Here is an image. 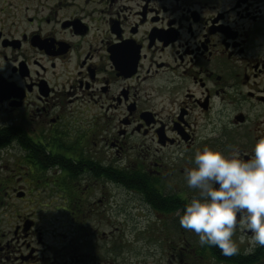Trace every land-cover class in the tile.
Masks as SVG:
<instances>
[{"label": "flooded vegetation", "instance_id": "flooded-vegetation-1", "mask_svg": "<svg viewBox=\"0 0 264 264\" xmlns=\"http://www.w3.org/2000/svg\"><path fill=\"white\" fill-rule=\"evenodd\" d=\"M0 4L3 203L14 158L64 194L59 209L77 230L124 190L138 210L183 232L178 209L199 195L186 183L195 152L248 159L264 136V0ZM23 224L14 249L0 235V258L43 264ZM240 236L238 227L234 255L201 246L195 233L180 237L168 262L264 264V246L249 252L250 236ZM63 250L62 264L106 263L100 253Z\"/></svg>", "mask_w": 264, "mask_h": 264}, {"label": "rangeland", "instance_id": "rangeland-1", "mask_svg": "<svg viewBox=\"0 0 264 264\" xmlns=\"http://www.w3.org/2000/svg\"><path fill=\"white\" fill-rule=\"evenodd\" d=\"M9 170V194L4 203L0 201V235L10 239L9 248L14 249L12 239L15 227L30 219V228L33 227L34 232L30 236L33 238L32 245L40 250L38 257L43 264H57V260L62 264L63 248L67 245L70 249L74 247L78 253H100V257L106 260L105 264H169L170 249L177 239L189 238L190 241L194 238V232L169 228L168 223L163 222L156 213L138 210L134 195L124 190L119 191L120 197L116 204L112 202L107 207H100L103 209L99 215H91L86 219L88 227L77 230L72 226L69 213L59 209L65 200L63 193L45 188V181L36 177V172L30 176L27 167L20 165L14 158L11 159ZM4 175L1 169L0 181H3ZM47 177L50 183L54 178L57 179L54 176ZM19 189L25 193L23 199L15 196ZM97 193L95 190L88 195L86 203L96 199ZM74 239L76 242L73 243ZM0 264L16 262L11 255L8 261L5 257L0 258Z\"/></svg>", "mask_w": 264, "mask_h": 264}, {"label": "clouds", "instance_id": "clouds-1", "mask_svg": "<svg viewBox=\"0 0 264 264\" xmlns=\"http://www.w3.org/2000/svg\"><path fill=\"white\" fill-rule=\"evenodd\" d=\"M193 161L186 183L199 195L178 209L181 227L194 232L201 246H216L225 255L239 251L233 240L238 227L241 242L250 236L247 251L264 246V136L256 140L248 159L240 158L238 150L227 156L204 146Z\"/></svg>", "mask_w": 264, "mask_h": 264}, {"label": "water", "instance_id": "water-1", "mask_svg": "<svg viewBox=\"0 0 264 264\" xmlns=\"http://www.w3.org/2000/svg\"><path fill=\"white\" fill-rule=\"evenodd\" d=\"M23 196H24V193L22 191H19L16 194L17 198H22ZM31 226H32L31 220H26L24 225H23V231H27L28 229H30Z\"/></svg>", "mask_w": 264, "mask_h": 264}, {"label": "trees", "instance_id": "trees-1", "mask_svg": "<svg viewBox=\"0 0 264 264\" xmlns=\"http://www.w3.org/2000/svg\"><path fill=\"white\" fill-rule=\"evenodd\" d=\"M32 167L33 168H37V167H40V166L39 165H33ZM107 174H108V176H110V173L109 172ZM0 186H1V190H0V201H2L3 200V185H2V181H0Z\"/></svg>", "mask_w": 264, "mask_h": 264}]
</instances>
